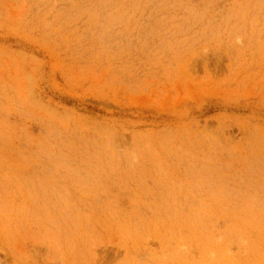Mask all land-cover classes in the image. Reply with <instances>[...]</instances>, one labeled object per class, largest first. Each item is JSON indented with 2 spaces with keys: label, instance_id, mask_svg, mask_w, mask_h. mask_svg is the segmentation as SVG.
<instances>
[{
  "label": "rangeland",
  "instance_id": "rangeland-1",
  "mask_svg": "<svg viewBox=\"0 0 264 264\" xmlns=\"http://www.w3.org/2000/svg\"><path fill=\"white\" fill-rule=\"evenodd\" d=\"M0 264H264V0H0Z\"/></svg>",
  "mask_w": 264,
  "mask_h": 264
}]
</instances>
